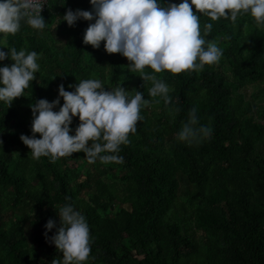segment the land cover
I'll list each match as a JSON object with an SVG mask.
<instances>
[{
	"label": "trees",
	"instance_id": "16d2710c",
	"mask_svg": "<svg viewBox=\"0 0 264 264\" xmlns=\"http://www.w3.org/2000/svg\"><path fill=\"white\" fill-rule=\"evenodd\" d=\"M48 3L42 31L22 22L15 35L0 34V45L35 51L40 65L25 96L0 102V264L62 260L44 233L49 219L60 226L56 207L65 204L89 224L85 264H264V25L250 14L235 22L200 14L201 34L211 23L204 38L223 51L218 62L179 74L150 67L134 73L103 42L99 49L83 43L89 21H62L69 7L91 10L90 0ZM141 76L164 81L168 99L150 96L152 81ZM84 79L140 91L150 102L116 153L122 162L89 163L82 150L55 162L33 159L20 139L32 135L30 105L51 102L61 83L73 91L68 85ZM193 108L211 135L179 141ZM79 123L74 117L70 134Z\"/></svg>",
	"mask_w": 264,
	"mask_h": 264
},
{
	"label": "clouds",
	"instance_id": "9594fccd",
	"mask_svg": "<svg viewBox=\"0 0 264 264\" xmlns=\"http://www.w3.org/2000/svg\"><path fill=\"white\" fill-rule=\"evenodd\" d=\"M46 3L48 0H0V34L15 35L22 22L36 30L45 29L42 9ZM90 3L91 10L69 7L62 21L69 26L80 20L89 21L83 43L99 49L103 42L107 53L126 57L134 73H143L150 67L157 73L179 74L199 71L206 64L218 62L223 51L204 38L212 30L211 23L204 25L201 34L200 14L213 21L224 18L232 22L241 14H250L257 25H264V0H182L179 4L166 0H90ZM193 5L197 12L193 11ZM6 59L14 63L0 66V102L10 106L16 98L25 96V89L37 78L40 65L37 52L18 51L2 44L0 62ZM141 77L152 81L150 96L168 99L169 87L164 81ZM68 87L74 90H66L61 83L55 100L41 98L30 105L32 135L22 134L20 139L30 148L32 158L45 156L55 162L82 150L89 163L97 159L104 164L121 163L123 158L116 153L122 144L129 143V133L136 132L137 122L142 119L141 108L150 102L142 92L131 95L121 85L106 90L99 79L79 80ZM77 116L80 123L72 135L71 125ZM197 125L199 119L193 108L177 139L192 143L211 135L209 127ZM56 209L60 226L57 227L56 220L49 219L44 235L63 258L53 259L51 264H85L91 252L90 228L85 216L71 204ZM53 229L56 232L49 237Z\"/></svg>",
	"mask_w": 264,
	"mask_h": 264
},
{
	"label": "built area",
	"instance_id": "2783aa9c",
	"mask_svg": "<svg viewBox=\"0 0 264 264\" xmlns=\"http://www.w3.org/2000/svg\"><path fill=\"white\" fill-rule=\"evenodd\" d=\"M49 1V0H48ZM49 8V3H46L42 9V13H44Z\"/></svg>",
	"mask_w": 264,
	"mask_h": 264
},
{
	"label": "rangeland",
	"instance_id": "374dc122",
	"mask_svg": "<svg viewBox=\"0 0 264 264\" xmlns=\"http://www.w3.org/2000/svg\"><path fill=\"white\" fill-rule=\"evenodd\" d=\"M250 92V91H249Z\"/></svg>",
	"mask_w": 264,
	"mask_h": 264
}]
</instances>
